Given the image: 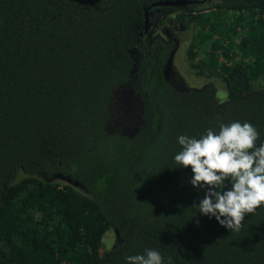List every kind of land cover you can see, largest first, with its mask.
I'll list each match as a JSON object with an SVG mask.
<instances>
[{
  "label": "trees",
  "instance_id": "trees-1",
  "mask_svg": "<svg viewBox=\"0 0 264 264\" xmlns=\"http://www.w3.org/2000/svg\"><path fill=\"white\" fill-rule=\"evenodd\" d=\"M158 1L0 0V264H127L146 249L165 264H264V205L232 232L199 213L205 191L174 160L180 135L220 122L251 123L264 143V0L177 13L189 68L224 83L223 102L212 82L166 80L168 43L143 31Z\"/></svg>",
  "mask_w": 264,
  "mask_h": 264
},
{
  "label": "clouds",
  "instance_id": "clouds-1",
  "mask_svg": "<svg viewBox=\"0 0 264 264\" xmlns=\"http://www.w3.org/2000/svg\"><path fill=\"white\" fill-rule=\"evenodd\" d=\"M221 102H223L221 100ZM260 133L248 122L219 123L200 138L180 135L182 150L175 155L177 166L191 167V184L204 190L196 205L199 213L215 217L219 224L239 232L245 217L264 205V143L256 146ZM226 181L230 182L229 188ZM127 264H165L163 255L146 249L143 255L126 257ZM167 264H172L171 257Z\"/></svg>",
  "mask_w": 264,
  "mask_h": 264
},
{
  "label": "rangeland",
  "instance_id": "rangeland-1",
  "mask_svg": "<svg viewBox=\"0 0 264 264\" xmlns=\"http://www.w3.org/2000/svg\"><path fill=\"white\" fill-rule=\"evenodd\" d=\"M217 2V0H210L206 4H203L199 7H207L210 4ZM170 24L165 21V23L153 34L157 35L161 39L174 43L175 49L172 54L171 61L168 63V68L166 69L167 79L170 81L175 88L180 90L186 89H198L204 86L208 82H212L215 85L216 94L214 100L221 102L226 98V89L224 83L218 79H208L203 76L195 75L192 70L189 68L186 60V48L191 39V30L187 27L179 26V24ZM45 179H49L47 176H44ZM59 180L61 178H52L51 180ZM60 181H63L60 180ZM68 183V182H67ZM77 188H81L78 184H75ZM116 235L113 231H108L103 238V245L101 247V253H108L115 243Z\"/></svg>",
  "mask_w": 264,
  "mask_h": 264
},
{
  "label": "flooded vegetation",
  "instance_id": "flooded-vegetation-1",
  "mask_svg": "<svg viewBox=\"0 0 264 264\" xmlns=\"http://www.w3.org/2000/svg\"><path fill=\"white\" fill-rule=\"evenodd\" d=\"M209 1L210 0H184V4L179 6L153 5L154 3H152L144 10L143 31L149 38V41L152 42V40L156 38H160L157 35L153 34V32L157 31L165 23V21L169 22L170 24L173 23L175 27H177L176 24H179V26L184 25L183 27H186L185 24L182 21H180L179 18L177 17V13H179L180 11L182 12L184 10L187 11L192 8H197L203 4H206ZM165 7H174L175 12L170 13L167 9H165ZM165 42L168 43L166 45L170 49L167 54L168 56L166 58L164 69H169L168 66L166 68L165 66L168 65V63L171 61L172 54L174 52L176 45L172 42H168V41ZM124 113L126 114L127 111H125Z\"/></svg>",
  "mask_w": 264,
  "mask_h": 264
},
{
  "label": "water",
  "instance_id": "water-1",
  "mask_svg": "<svg viewBox=\"0 0 264 264\" xmlns=\"http://www.w3.org/2000/svg\"><path fill=\"white\" fill-rule=\"evenodd\" d=\"M184 4V0H162V1H158L156 3H154L153 5H164V6H179V5H183ZM167 64V63H166ZM168 65L165 66V68L167 67ZM164 76L166 78V80L170 83V81L167 79V73H166V69H164ZM171 84V83H170ZM172 85V84H171ZM174 86V85H172ZM175 87V86H174ZM203 87V86H202ZM201 87V88H202ZM190 89H193V88H190ZM200 89V88H198ZM56 178H59L58 176H56ZM63 179V178H61ZM77 184V183H74V185Z\"/></svg>",
  "mask_w": 264,
  "mask_h": 264
}]
</instances>
